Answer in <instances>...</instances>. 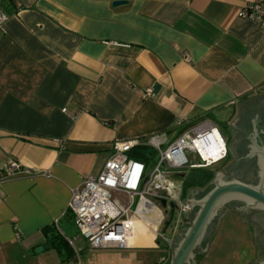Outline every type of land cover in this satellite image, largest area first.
Wrapping results in <instances>:
<instances>
[{"label":"crops","instance_id":"crops-1","mask_svg":"<svg viewBox=\"0 0 264 264\" xmlns=\"http://www.w3.org/2000/svg\"><path fill=\"white\" fill-rule=\"evenodd\" d=\"M254 1L0 0V170L13 161L30 171L0 183V264L79 261L90 248L66 236L72 191L102 172L116 141L167 145L203 121L230 130L240 104L264 99V29L239 17ZM189 172L166 184L187 195ZM236 221L227 216L223 233L247 232ZM53 227L72 260L51 247ZM156 228L133 219L127 249H160Z\"/></svg>","mask_w":264,"mask_h":264},{"label":"built area","instance_id":"built-area-1","mask_svg":"<svg viewBox=\"0 0 264 264\" xmlns=\"http://www.w3.org/2000/svg\"><path fill=\"white\" fill-rule=\"evenodd\" d=\"M239 17L257 21L264 29V0H255L244 7ZM8 15L0 7V25ZM153 91L148 90L150 95ZM65 112V111H64ZM151 146L159 154L158 163L150 170L146 164L131 158L130 154L139 147ZM114 153L105 163L98 176L88 177L83 186L72 191L69 210L79 236L90 250L127 249V225L133 219L154 224L156 239L171 246L180 236L186 224L183 213L190 212V205L184 199L182 184L168 186L169 172L208 170L228 158L227 143L218 128L203 121L185 130L175 141L165 145V141L149 139L142 144L138 140L116 141ZM19 163L9 161L0 170V183L21 175H29ZM169 187V188H168ZM151 191L165 194L161 199L167 204L175 203L177 209L168 227L169 213L157 208L147 200ZM123 193L127 197L122 205L114 197ZM70 246L78 253L73 241Z\"/></svg>","mask_w":264,"mask_h":264},{"label":"flooded vegetation","instance_id":"flooded-vegetation-1","mask_svg":"<svg viewBox=\"0 0 264 264\" xmlns=\"http://www.w3.org/2000/svg\"><path fill=\"white\" fill-rule=\"evenodd\" d=\"M229 131L230 138L226 143L228 158H231L232 161L230 165L210 172H213L214 175L222 172L226 182L237 181L253 188H258L261 184L264 185V99L244 109L241 115L236 117ZM210 183L203 188H194L198 191L196 195L204 196L210 190ZM246 205V202L241 200L230 201L223 205L217 218L208 229L202 246L203 250L209 244L211 245L226 217L232 215L251 232L255 248L254 264L264 262V210L251 209L246 212H238ZM194 214L195 212L191 213L192 218ZM202 249L196 251L197 264L199 256L202 255Z\"/></svg>","mask_w":264,"mask_h":264},{"label":"water","instance_id":"water-1","mask_svg":"<svg viewBox=\"0 0 264 264\" xmlns=\"http://www.w3.org/2000/svg\"><path fill=\"white\" fill-rule=\"evenodd\" d=\"M127 1H115L113 7H120L127 5ZM263 97V96H262ZM260 102V101H259ZM256 104L255 102H249V106ZM238 115L245 109L243 104L238 106ZM234 124V123H233ZM232 124V125H233ZM231 125V126H232ZM214 180L210 183L209 189L204 196L198 197L196 195L197 190H190L186 197V201L190 205V212L183 213L185 219L187 216L195 212L189 225L180 230V236H178L172 244L171 251L173 257L171 264H197V250H201L203 242L207 236V232L211 224L217 218L219 210L230 201H245L246 206L239 209L238 212H246L251 209L264 210V185L261 184L258 188H253L246 184L230 181L226 182L222 172H218L214 176ZM164 215L169 213V220L165 226L168 227L173 219L177 206L175 203L167 204V200L161 201ZM210 244L202 253L209 250ZM49 249V247H46ZM44 248H39L36 253H40ZM261 264H264L262 262Z\"/></svg>","mask_w":264,"mask_h":264},{"label":"rangeland","instance_id":"rangeland-1","mask_svg":"<svg viewBox=\"0 0 264 264\" xmlns=\"http://www.w3.org/2000/svg\"><path fill=\"white\" fill-rule=\"evenodd\" d=\"M220 133L226 141L230 138V131L226 127L221 128ZM159 154L155 155L150 161V170L158 163ZM231 158H227L223 162L214 167L208 169L209 171L217 170L218 168L226 167L230 165ZM205 170V171H208ZM202 171H191L188 173L189 177L201 174ZM181 180V179H180ZM188 181L187 179H182L180 182ZM192 181V180H191ZM158 203V205H157ZM155 202L157 208H160L159 202ZM161 206V205H160ZM233 221H236L234 216H230ZM237 222V221H236ZM226 225H221L219 228V237L216 235L213 240L214 243L210 245L209 250L202 253L199 256L198 264H254L255 259V248L254 241L251 233L247 228H244L247 232L241 233V230L234 228V237H229L227 233H223ZM228 227V226H227ZM229 228V227H228ZM233 229V228H232ZM231 229V230H232ZM71 231L65 230L67 237L76 238L78 236L77 228L72 226ZM135 234L137 238L143 236L140 230ZM218 238V239H217ZM212 241V242H213ZM160 243V249H104V250H90L87 249L85 252L80 254V259L76 264H171L173 252L170 253L172 248H168L167 244L163 241H158ZM79 248L84 246V242L79 239ZM85 247V246H84ZM83 248V247H82ZM248 252V254H247ZM63 255L65 259L66 250L63 249ZM248 255V256H247Z\"/></svg>","mask_w":264,"mask_h":264},{"label":"trees","instance_id":"trees-1","mask_svg":"<svg viewBox=\"0 0 264 264\" xmlns=\"http://www.w3.org/2000/svg\"><path fill=\"white\" fill-rule=\"evenodd\" d=\"M151 154H152V152L147 147H139V148L135 149L130 154V156L134 160L148 165L150 163L148 155H151ZM200 171H202L201 174H199L195 177L194 182H190L185 186L184 193H185V190L186 191L188 190V188H193V187L194 188H197V187L203 188V187L207 186L214 179L215 175L213 172L205 171V170H200ZM184 196H186V193L184 194ZM72 220H73V216H72ZM54 228H55V232H56L57 228L53 227L52 229H54ZM57 232L53 235V237L51 239V247L57 249L62 254L63 257H64L63 249H65L66 250L65 259L72 260V258L74 257V253L72 252V249L69 247L65 237L60 235L59 232H58L59 233L58 234Z\"/></svg>","mask_w":264,"mask_h":264},{"label":"bare ground","instance_id":"bare-ground-1","mask_svg":"<svg viewBox=\"0 0 264 264\" xmlns=\"http://www.w3.org/2000/svg\"><path fill=\"white\" fill-rule=\"evenodd\" d=\"M126 233H127V227H126Z\"/></svg>","mask_w":264,"mask_h":264}]
</instances>
